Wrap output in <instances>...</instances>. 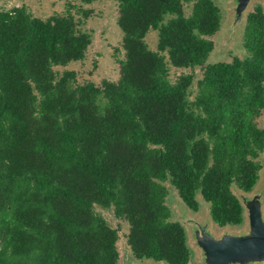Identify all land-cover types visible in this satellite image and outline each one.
Returning a JSON list of instances; mask_svg holds the SVG:
<instances>
[{"label":"trees","instance_id":"16d2710c","mask_svg":"<svg viewBox=\"0 0 264 264\" xmlns=\"http://www.w3.org/2000/svg\"><path fill=\"white\" fill-rule=\"evenodd\" d=\"M115 1L119 77L100 84L56 69L86 58L89 10L0 9V264H119V229L97 206L128 223L137 259L189 264L168 184L194 211L208 202L219 228L244 223L234 188L253 190L264 150L263 6L248 14L245 53L212 63L215 0ZM170 66L200 67L194 98L195 75L171 81Z\"/></svg>","mask_w":264,"mask_h":264},{"label":"rangeland","instance_id":"374dc122","mask_svg":"<svg viewBox=\"0 0 264 264\" xmlns=\"http://www.w3.org/2000/svg\"><path fill=\"white\" fill-rule=\"evenodd\" d=\"M222 10V25L218 33L214 36L215 48L208 57V62L228 61L235 55H242L245 53L244 48V29H237L235 33L226 31V25L230 17V2L226 0H215ZM70 4H75V8H70ZM26 6L29 11L37 17L47 18L55 13L66 12L69 8L74 12L78 18L83 15L78 12L79 7L90 11L89 17L82 24V28L91 32L92 43L87 51L86 58L81 61H76L67 66H57L56 69L63 71L65 69L74 70L77 72V77L80 82L93 81L100 84L104 79L116 80L119 77V66L114 58L115 48L121 47L123 32L118 25V3L115 0H96L92 3H81L79 0H0V9H11L17 6ZM258 3L255 4V6ZM254 6V7H255ZM191 5L186 6V11H190ZM253 7V8H254ZM252 8V9H253ZM221 34H230L232 37L228 38L227 45L222 43ZM147 41L151 49H156L158 43V31L152 30L147 35ZM240 43V44H239ZM121 55L123 51L120 50ZM182 73H193L195 75L194 85L191 88V98L197 93V80L201 77L200 67L191 68H177L170 66V80L175 81ZM259 125L264 127V114L259 119ZM262 169L260 171V178L256 183L254 189L264 190V150L260 155ZM170 193L167 202L172 209L173 217H179L181 223L187 230L188 238L190 227L185 224L183 218L191 216L198 224L208 226L209 229H214L216 234H221L224 229L228 227L232 230H243L245 222L240 226H226L219 228L214 222L210 213V205L204 199L199 197L200 210L198 212L189 208L183 200L179 197L177 191L168 184ZM98 213L102 214L113 227L119 229L118 249L120 252L119 264H166L165 262H157L154 260H139L131 252L127 243V234L129 225L126 221L115 216L112 209L96 207ZM193 256L189 264H202L201 258L197 250L189 244Z\"/></svg>","mask_w":264,"mask_h":264},{"label":"water","instance_id":"95a60500","mask_svg":"<svg viewBox=\"0 0 264 264\" xmlns=\"http://www.w3.org/2000/svg\"><path fill=\"white\" fill-rule=\"evenodd\" d=\"M226 1L231 4V14L225 29L231 33H235L237 29L245 31L248 14L256 3L264 8V0ZM229 37L232 36L221 34L222 43L227 45ZM234 192L245 208L243 230L226 227L224 232L216 234L214 229L198 224L191 216L182 219L192 227L188 241L197 250L202 264H264V190L253 188L251 192H243L234 188ZM199 210L200 206L196 212ZM173 220L181 223L177 216Z\"/></svg>","mask_w":264,"mask_h":264}]
</instances>
